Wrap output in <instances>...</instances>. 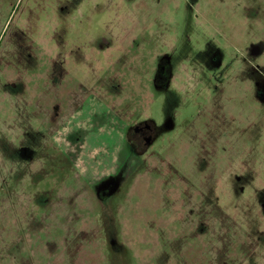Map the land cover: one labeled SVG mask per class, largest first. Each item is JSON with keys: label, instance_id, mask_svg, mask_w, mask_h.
I'll return each mask as SVG.
<instances>
[{"label": "rangeland", "instance_id": "obj_1", "mask_svg": "<svg viewBox=\"0 0 264 264\" xmlns=\"http://www.w3.org/2000/svg\"><path fill=\"white\" fill-rule=\"evenodd\" d=\"M0 264H264V0H0Z\"/></svg>", "mask_w": 264, "mask_h": 264}, {"label": "flooded vegetation", "instance_id": "obj_2", "mask_svg": "<svg viewBox=\"0 0 264 264\" xmlns=\"http://www.w3.org/2000/svg\"><path fill=\"white\" fill-rule=\"evenodd\" d=\"M134 138H135V141L140 145V144H147L149 141L148 140H145L144 141V139H143V136L140 134H136L135 136H134Z\"/></svg>", "mask_w": 264, "mask_h": 264}]
</instances>
